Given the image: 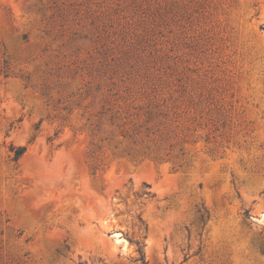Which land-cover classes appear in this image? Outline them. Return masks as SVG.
<instances>
[{
    "label": "rangeland",
    "instance_id": "1",
    "mask_svg": "<svg viewBox=\"0 0 264 264\" xmlns=\"http://www.w3.org/2000/svg\"><path fill=\"white\" fill-rule=\"evenodd\" d=\"M0 264H264V0H0Z\"/></svg>",
    "mask_w": 264,
    "mask_h": 264
},
{
    "label": "trees",
    "instance_id": "2",
    "mask_svg": "<svg viewBox=\"0 0 264 264\" xmlns=\"http://www.w3.org/2000/svg\"><path fill=\"white\" fill-rule=\"evenodd\" d=\"M10 150L13 153L12 160L17 162L22 157V155L26 152L27 147L24 146V145H22V146H14V145H12ZM137 244H138V251L141 254V257L143 259V257H144L143 245L140 242H138Z\"/></svg>",
    "mask_w": 264,
    "mask_h": 264
},
{
    "label": "bare ground",
    "instance_id": "3",
    "mask_svg": "<svg viewBox=\"0 0 264 264\" xmlns=\"http://www.w3.org/2000/svg\"><path fill=\"white\" fill-rule=\"evenodd\" d=\"M116 237L119 238V237H120V233H117V234H116Z\"/></svg>",
    "mask_w": 264,
    "mask_h": 264
}]
</instances>
